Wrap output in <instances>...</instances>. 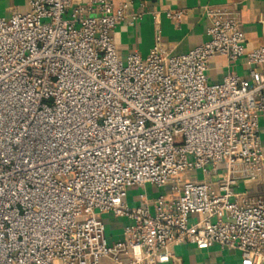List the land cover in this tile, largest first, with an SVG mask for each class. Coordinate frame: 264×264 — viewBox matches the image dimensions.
Instances as JSON below:
<instances>
[{
	"label": "built area",
	"instance_id": "1",
	"mask_svg": "<svg viewBox=\"0 0 264 264\" xmlns=\"http://www.w3.org/2000/svg\"><path fill=\"white\" fill-rule=\"evenodd\" d=\"M128 9L32 0L0 17V264H183L184 243L264 264V199L236 191L264 167V44L247 51L238 12L208 7L203 44L169 56L157 36L123 59ZM217 56L248 78L212 82ZM108 214L127 222L118 239Z\"/></svg>",
	"mask_w": 264,
	"mask_h": 264
},
{
	"label": "crops",
	"instance_id": "2",
	"mask_svg": "<svg viewBox=\"0 0 264 264\" xmlns=\"http://www.w3.org/2000/svg\"><path fill=\"white\" fill-rule=\"evenodd\" d=\"M31 1L0 0V17L27 13ZM113 3L115 7L129 4V13L137 15L135 20L130 18L120 23L114 34L119 55L123 59L135 52L143 58L147 57L157 36L161 38L163 49L169 56L188 53L203 44L208 40L207 29L210 26V20L205 14L208 7L231 8L238 12L247 51L258 49L264 44V0H113ZM168 10L184 11L181 22L168 19L165 16ZM229 72L243 78L249 76L243 61L231 64L221 56L211 60L209 77L212 82H220ZM262 137L264 139V129ZM236 191L251 199H264V167L256 181L240 183ZM107 231L110 240L118 239L122 227H108ZM174 253L183 264H243L238 251L228 250L218 244L199 250L194 245L184 243L175 247ZM101 264L115 263L103 259Z\"/></svg>",
	"mask_w": 264,
	"mask_h": 264
},
{
	"label": "rangeland",
	"instance_id": "3",
	"mask_svg": "<svg viewBox=\"0 0 264 264\" xmlns=\"http://www.w3.org/2000/svg\"><path fill=\"white\" fill-rule=\"evenodd\" d=\"M220 167L222 168V165H220ZM197 177H198V179H202L203 175L199 172ZM146 190H147L149 199H153L160 192L163 191V190H157L154 187H147ZM143 192H144V189L139 188V187H134V188H129L128 189L127 202L130 204V206L134 207V206L138 205L139 196ZM102 219L104 220L106 225L108 227H110L111 229L123 227L126 224V220L124 218H117V217H114L112 214L104 215L102 217Z\"/></svg>",
	"mask_w": 264,
	"mask_h": 264
}]
</instances>
